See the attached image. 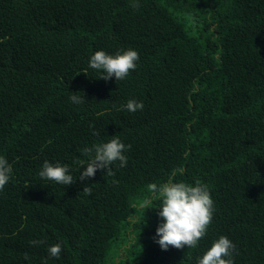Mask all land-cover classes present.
<instances>
[{
    "label": "trees",
    "instance_id": "16d2710c",
    "mask_svg": "<svg viewBox=\"0 0 264 264\" xmlns=\"http://www.w3.org/2000/svg\"><path fill=\"white\" fill-rule=\"evenodd\" d=\"M138 3L0 0V264H195L220 235L234 264H264V0ZM128 48L139 59L123 80L88 67ZM113 136L126 166L79 179L82 149ZM44 160L73 182L41 179ZM174 168L209 186L213 214L197 247L162 250L150 185Z\"/></svg>",
    "mask_w": 264,
    "mask_h": 264
},
{
    "label": "clouds",
    "instance_id": "9594fccd",
    "mask_svg": "<svg viewBox=\"0 0 264 264\" xmlns=\"http://www.w3.org/2000/svg\"><path fill=\"white\" fill-rule=\"evenodd\" d=\"M131 6L138 7V0H131ZM138 59V52L132 48L117 51L114 54L99 49L89 56L88 67L99 72L100 78L105 80L115 78L120 81L129 75L130 70L136 68ZM68 99L74 104H79L84 98L70 94ZM123 107L129 112H135L143 108V102L130 98ZM128 147L116 136L106 142L84 147L82 152L90 156L80 170L79 179L87 180L100 169L111 174V166L117 161L120 167H125L127 157L124 152ZM11 171L10 163L3 155H0V189L9 181ZM183 173V168H174L169 172L166 181L150 185L152 195L159 198V206L155 208L159 209L157 216L160 219L153 239L162 250H167L169 246L178 249L184 246L197 247L198 241L205 236L212 219L213 199L209 186L199 181L189 184L183 180L174 179L177 174L182 176ZM38 175L41 179L62 185H70L73 182L69 166L59 161L51 163L44 160ZM88 191L89 188L85 185L83 192L88 193ZM32 243L36 244L39 241H32ZM234 250L235 244L227 236L220 235L211 242L202 255L197 256L195 264H234L232 258ZM46 251L51 257H59L61 245L60 243L49 245Z\"/></svg>",
    "mask_w": 264,
    "mask_h": 264
}]
</instances>
